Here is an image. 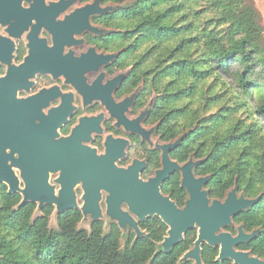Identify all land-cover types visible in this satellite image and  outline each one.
Returning <instances> with one entry per match:
<instances>
[{
  "label": "flooded vegetation",
  "instance_id": "flooded-vegetation-1",
  "mask_svg": "<svg viewBox=\"0 0 264 264\" xmlns=\"http://www.w3.org/2000/svg\"><path fill=\"white\" fill-rule=\"evenodd\" d=\"M131 5L0 0V108L11 112L4 151L19 188L25 186L24 170L44 173L52 189L55 202L22 205L31 204L33 211L41 205L39 214L49 208L48 219L53 211L56 219L72 213L78 222L88 220L89 228L94 223L115 231L122 244L143 239L152 254L184 244L182 255L193 249L198 226L183 231L168 251L164 241L187 207L209 214L232 191L236 201L260 193L247 194L236 176L229 183L212 167L210 139L199 133V119L181 126L177 113L164 108L143 72V41L131 24ZM0 187L8 192L6 183ZM12 194L19 206L23 194ZM261 198L234 212L215 235L253 234L234 248L264 259L254 250L264 227L244 219ZM86 204L94 209L83 211ZM205 250L213 252L214 262L233 264L216 259L220 244L203 241L201 259Z\"/></svg>",
  "mask_w": 264,
  "mask_h": 264
},
{
  "label": "trees",
  "instance_id": "trees-1",
  "mask_svg": "<svg viewBox=\"0 0 264 264\" xmlns=\"http://www.w3.org/2000/svg\"><path fill=\"white\" fill-rule=\"evenodd\" d=\"M131 24L141 32L143 72L152 78L165 109L181 126L199 119L208 136L212 167L237 182L247 194H263L256 211L244 215L249 226L264 227V30L251 0H133ZM225 78L231 102L215 106L216 94L205 88ZM241 114H245L242 118ZM0 187V264H193L179 261L184 244L171 253L152 254L137 239L121 245L118 234L92 224L78 228L77 217L65 212L49 227V208L32 217L29 203ZM264 256V232L254 247ZM205 250L203 264L214 262Z\"/></svg>",
  "mask_w": 264,
  "mask_h": 264
},
{
  "label": "water",
  "instance_id": "water-1",
  "mask_svg": "<svg viewBox=\"0 0 264 264\" xmlns=\"http://www.w3.org/2000/svg\"><path fill=\"white\" fill-rule=\"evenodd\" d=\"M10 115V111L0 108V183L3 182L8 185V193L18 191L23 194L24 198L19 206L26 201L34 200H41V202L46 201L47 203L55 202L52 196V189L47 186L45 182L46 175L44 173H29L28 171L23 170L21 172V177L24 180L25 186L23 189L18 187V180L10 166L7 164V155L4 151L5 147L9 144L8 141L11 137ZM261 197L262 194L253 200L239 199L236 201L234 199V191H232L224 204L214 202L209 214L207 213V210L202 211L203 207H187L182 211L183 215L179 220L171 222L172 229L169 232L170 236L164 241L165 250L168 251L173 243H176L181 239V233L183 231L188 227H194L196 225L199 227V230L198 237L194 242V247L191 251L182 254L179 261L192 260L193 264H203L200 255V245L205 241L211 245L220 244V251L216 258L217 260L231 259L233 264H264V259L249 256L247 252L239 251L234 248L235 244L252 237L253 234H243L240 232L239 235L234 237L229 233L215 235V231H217L219 226L229 222L230 216L234 212L249 206ZM72 206L73 202L69 205L59 206L58 210L61 211L65 208H71ZM40 209L41 205L38 206V210ZM92 209H94L93 206L86 204L83 211ZM94 215H97V213ZM124 224V222H120L121 226ZM130 224L136 227L134 222H131Z\"/></svg>",
  "mask_w": 264,
  "mask_h": 264
},
{
  "label": "rangeland",
  "instance_id": "rangeland-1",
  "mask_svg": "<svg viewBox=\"0 0 264 264\" xmlns=\"http://www.w3.org/2000/svg\"><path fill=\"white\" fill-rule=\"evenodd\" d=\"M251 2L253 3L254 7L256 8V10L258 11L259 15H260V22L262 24L263 30H264V0H251ZM128 4L130 2H127ZM131 3H133V0H131ZM149 67L148 63L146 64L145 62H143V70H147V68ZM225 83L222 84L220 81L216 82L215 85L213 84V82L210 79H207L204 82V87L205 88H211L213 90V92H215L216 94V103L215 106L211 108V110H215L217 109L219 106L222 105H227L228 103L231 102V93L233 92V86H230V82L228 79L225 78ZM245 116V114H241V117L243 118ZM39 210L38 207H36L32 213V217L36 216L39 214ZM49 227L52 229H56L57 225H56V218H55V212L53 211L52 214L49 216V223H48ZM78 228H85L86 230H89V222L88 220H81L80 222H78L77 224ZM121 245L122 242H121Z\"/></svg>",
  "mask_w": 264,
  "mask_h": 264
}]
</instances>
